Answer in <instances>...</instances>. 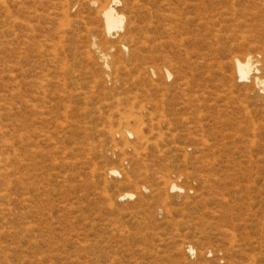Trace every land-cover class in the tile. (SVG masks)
Returning a JSON list of instances; mask_svg holds the SVG:
<instances>
[{"label": "rangeland", "instance_id": "obj_1", "mask_svg": "<svg viewBox=\"0 0 264 264\" xmlns=\"http://www.w3.org/2000/svg\"><path fill=\"white\" fill-rule=\"evenodd\" d=\"M75 1L0 0V264H264V107L228 63L243 28L121 0L105 37Z\"/></svg>", "mask_w": 264, "mask_h": 264}, {"label": "bare ground", "instance_id": "obj_2", "mask_svg": "<svg viewBox=\"0 0 264 264\" xmlns=\"http://www.w3.org/2000/svg\"><path fill=\"white\" fill-rule=\"evenodd\" d=\"M196 1L198 2H195V0H186L185 2L188 11L187 14L192 9L198 10L197 20L199 19V22L198 24L195 25L197 29L201 28L200 23H202L204 26H206L209 29L211 28L217 29L218 27L220 29H225L228 28L229 26L230 27L234 26L236 27V29L243 28L242 30L243 34H241L243 41L241 42V44H238L236 47L237 52L239 51L242 52V56L234 55L229 59L228 63L231 64L232 70L235 73L237 79L243 81L246 80L248 82V85L250 86L249 89H251V92H247L245 95L249 97L250 95L253 94V99L255 103L261 102L264 107V0H247V2L244 3L243 5V11L237 10L236 9L237 7L235 6L236 4L234 2H230L231 0H196ZM76 2L77 0L74 3ZM120 3H122L121 0H106L105 2L103 0V3H101L98 0H86V2L82 4L86 5L89 8L90 7H92L93 9L96 8L95 12L102 22L103 32L101 33L103 34V36L106 37V36H110L113 32L119 31V29L123 27L124 14H120L119 11L116 9V6L119 5ZM72 7H75V5H73ZM202 14H205V16L201 17ZM192 19L193 18L189 17V15L186 17V26L188 27V29L185 31V34L187 35L185 41H188L189 43L193 40L191 34L192 31L190 30V27L192 26V22H193ZM250 32H252V34H250ZM127 34L128 31L121 34L120 39L118 37L119 39L118 45L120 47H124V44L132 38L130 37V35ZM125 35L127 37H125ZM232 49L222 48L219 51H215L213 56L216 55L217 57V55H219L222 58V60L226 59L225 56L227 55L228 51L231 52ZM185 52H186L185 59L187 60L185 67H187L186 69L187 72L188 71L190 72V73L188 72V74H191L193 71L192 63H194L191 62L192 55L196 54L197 59H200L201 61H203L204 58L203 55L200 54L198 47L189 46L187 47V50ZM194 56L195 55H193V57ZM101 59L103 63H105V66L107 67L106 65L108 59L107 54H102ZM221 61L219 63L220 64L219 66H222L221 67L222 69L223 67H225L224 66L225 63ZM205 63L203 65H205ZM224 72L225 71L223 69L222 82L224 83V81H226L228 83L230 76L229 77L225 76L226 74ZM167 75L170 76V73L167 72ZM188 76L191 77V75ZM188 84L190 83L188 82ZM145 105L144 104L141 105L144 111L147 110ZM162 111L163 110L161 109L160 116L162 115ZM129 133L134 135L135 140H137L138 142V145L135 146L142 147L143 146V142L141 141V139L143 138L142 128H139L138 125L136 128L133 127V129L129 131ZM144 145H146V143H144ZM109 173L112 175V174H117L118 172L115 169H109ZM124 181H126L128 184L136 185V182L131 181L128 177L124 178ZM169 188L173 191H178L180 189L175 183H171ZM130 196H132V194L130 193L121 195V197H130ZM187 249L190 253L193 252L194 250L191 245H188Z\"/></svg>", "mask_w": 264, "mask_h": 264}]
</instances>
